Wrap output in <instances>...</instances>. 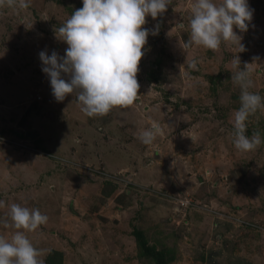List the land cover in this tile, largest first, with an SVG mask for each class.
<instances>
[{"label": "rangeland", "instance_id": "rangeland-1", "mask_svg": "<svg viewBox=\"0 0 264 264\" xmlns=\"http://www.w3.org/2000/svg\"><path fill=\"white\" fill-rule=\"evenodd\" d=\"M194 2L172 0L155 20L146 17L144 27L159 29L143 49L138 96L97 117L81 111L75 94L57 102L39 59L45 50L65 54L56 29L82 0L0 7V220L12 203L47 215L23 230L41 264H209L222 248L221 264H264V142L246 153L233 144L239 48L184 47ZM248 4V30L234 28L246 49L238 55L242 68L252 63L249 91L264 97V0ZM154 122L161 131L145 145L140 133ZM246 123V134L264 141V108ZM91 127L97 144L81 136L91 139ZM15 231L0 224L6 240Z\"/></svg>", "mask_w": 264, "mask_h": 264}, {"label": "clouds", "instance_id": "clouds-1", "mask_svg": "<svg viewBox=\"0 0 264 264\" xmlns=\"http://www.w3.org/2000/svg\"><path fill=\"white\" fill-rule=\"evenodd\" d=\"M171 3L172 0H82V8L72 12L56 29L57 39L67 45L65 54L61 56L55 50L50 55L46 50L39 53L41 70L49 78L55 100L63 102L69 94H75L88 117L105 116L113 108L133 105L140 88L137 73L144 46L148 36L157 35L159 29V25L144 27L146 17L155 20ZM2 6L19 12L28 9L31 0H0ZM190 11V37L185 48L195 45L216 51L222 43L230 42L239 48L238 53L246 50L234 28L248 30L254 12L248 0H195ZM238 53L231 61V80L240 89L239 108L232 117L233 144L246 153L264 142L259 132L251 137L246 134V122L264 108V97L249 91L254 86L252 63L242 68ZM190 67L195 68L196 62ZM160 131L154 122L140 133L139 140L150 145ZM47 221V215L39 209L12 203L0 224L17 231L10 241L0 236V264H41L39 250L23 230L35 231Z\"/></svg>", "mask_w": 264, "mask_h": 264}, {"label": "crops", "instance_id": "crops-1", "mask_svg": "<svg viewBox=\"0 0 264 264\" xmlns=\"http://www.w3.org/2000/svg\"><path fill=\"white\" fill-rule=\"evenodd\" d=\"M55 120H57V119H54V121ZM72 123L74 124V125H76L75 123H76V121L75 120H72ZM78 123H80V121H78ZM84 124L86 125V120L84 121ZM87 124H88V122H87ZM84 125H83V123L81 122V124H80V127H83ZM70 129H71V131H70V133H73L75 130H74V128H73V126H71V127H69ZM90 137H91V139L89 138V137H87L85 134H83V135H81V136H84L85 138H86V140L89 142H92L93 140H94V138L93 137H95V144H97V140H98V132L95 130V129H93L92 130V127L90 128ZM51 131H52V133L55 135V137H53V139H57L58 137H59V133H58V129H57V127H54V128H51ZM65 131L67 132V133H69V131H68V129H66L65 128ZM67 136H71V134H67ZM58 143H59V141H58ZM226 250H225V248H222L221 250H218V251H213V252H211V254H210V259H209V264H221V262H219V261H217L216 260V258H218L219 257V255H220V253L221 252H225Z\"/></svg>", "mask_w": 264, "mask_h": 264}, {"label": "trees", "instance_id": "trees-1", "mask_svg": "<svg viewBox=\"0 0 264 264\" xmlns=\"http://www.w3.org/2000/svg\"><path fill=\"white\" fill-rule=\"evenodd\" d=\"M135 238H136V240L138 241V243L140 244V245H143L145 242H144V239H143V235H142V232L141 231H135ZM140 245H139V247H140ZM54 252H56V251H54Z\"/></svg>", "mask_w": 264, "mask_h": 264}, {"label": "water", "instance_id": "water-1", "mask_svg": "<svg viewBox=\"0 0 264 264\" xmlns=\"http://www.w3.org/2000/svg\"><path fill=\"white\" fill-rule=\"evenodd\" d=\"M30 134V133H29ZM30 135H32V134H30Z\"/></svg>", "mask_w": 264, "mask_h": 264}]
</instances>
